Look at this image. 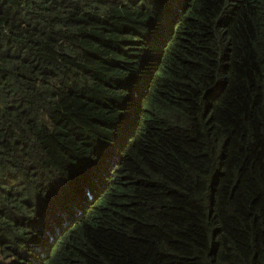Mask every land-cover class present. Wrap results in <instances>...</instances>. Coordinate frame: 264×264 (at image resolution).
I'll use <instances>...</instances> for the list:
<instances>
[{
  "label": "trees",
  "instance_id": "trees-1",
  "mask_svg": "<svg viewBox=\"0 0 264 264\" xmlns=\"http://www.w3.org/2000/svg\"><path fill=\"white\" fill-rule=\"evenodd\" d=\"M0 264H264V0H0Z\"/></svg>",
  "mask_w": 264,
  "mask_h": 264
}]
</instances>
